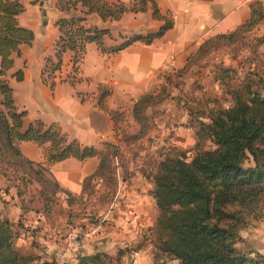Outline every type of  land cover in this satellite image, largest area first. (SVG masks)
<instances>
[{"label": "trees", "instance_id": "obj_1", "mask_svg": "<svg viewBox=\"0 0 264 264\" xmlns=\"http://www.w3.org/2000/svg\"><path fill=\"white\" fill-rule=\"evenodd\" d=\"M148 3H151L153 17L161 20L158 29L132 34L110 47L104 44V37L111 36L110 29L86 23L90 13H98L104 20L119 19L125 12L146 10ZM57 5L71 13L57 19L59 34L54 56H47L42 67V77L51 86L56 77L72 83L79 80V64L89 42H96L104 52H112L134 40L151 42L173 25L172 16L163 14L156 0H58ZM24 8L21 0H0V153H10L24 172L33 173L38 179L44 177V171L48 169L44 163L69 156L85 159L98 155V169L86 176L84 182L99 177L101 169L107 165L108 154L117 153V145L113 146V153L99 150L92 144L68 138L60 125L46 124L41 119L23 127L25 110H18L14 103L7 71L13 65V54L20 53V43L31 42L34 36L31 28L19 23L18 15ZM262 22L264 3L254 0L250 3L248 19L229 32L205 39L198 50H203L207 43L215 47L221 40H235L240 33ZM263 39L264 36L259 40ZM67 51L71 52L72 69L62 75L58 71ZM13 74L21 79L23 70L20 68ZM109 92L106 85H100L98 105L111 115L115 128L119 111L107 106L105 97ZM228 92L232 102L211 108L209 121L200 120L202 130L212 137L214 146L199 148L191 157L183 151L165 154L152 175L151 193L159 209L153 225L158 235L155 246L178 258L180 264H264V253L258 250L244 252L237 247L245 214L253 211L264 198V77H244L239 84L228 88ZM143 98L140 96L133 107ZM140 134L141 130L135 136ZM21 140L43 145L45 160L25 157L19 147ZM110 145L114 143L106 142V146ZM249 158L251 163L245 165L244 161ZM15 235L12 222L0 213V264L33 261L34 256L21 253L14 246ZM105 257L107 253L98 250L79 254L73 261L58 262L52 258L36 263L105 264Z\"/></svg>", "mask_w": 264, "mask_h": 264}, {"label": "crops", "instance_id": "obj_2", "mask_svg": "<svg viewBox=\"0 0 264 264\" xmlns=\"http://www.w3.org/2000/svg\"><path fill=\"white\" fill-rule=\"evenodd\" d=\"M21 1L25 8L18 15L19 23L31 28L34 36L31 42L20 43L19 54H13L14 62L7 71V79L13 88L17 109L25 110L23 127H27L36 119H41L46 124L57 123L66 132L68 138H76L83 144H92L103 150L106 142L118 143V139H116L114 120L98 105L100 85L109 88L110 92L105 97V102L110 108H117L129 100L138 98L150 90L160 72L170 67L185 65L205 39L229 32L248 19L250 3L254 0H156L161 12L173 18V25L163 35L154 38L151 42L134 40L112 52H104L96 42H89L79 64L77 72L79 80L72 83L56 77L53 86L43 79L42 67L47 56H54L55 41L59 34L57 19L70 15L71 11L60 9L57 5L58 0H39V3L34 0ZM260 1L264 3V0ZM86 23L108 27L111 36L104 37V44L110 47L132 34H145L157 30L161 20L153 17L151 3H148L146 10L128 11L119 19L104 20L98 13H90ZM70 57V51L64 53L63 64L58 73L65 75L71 71ZM20 68L23 70V77L17 79L13 73ZM19 147L25 157L34 161L45 160L43 145L32 140H21ZM99 162L100 157L94 155L85 159L69 156L44 164L48 168L46 171L60 188L79 194L83 189L84 178L96 172ZM136 172H132L127 184L123 185L124 188L113 202L114 207L110 209L111 204L108 207L109 220L102 228L85 239L72 237L67 248V256L70 260H74L79 254L104 251L105 247L118 242L117 235L126 236L127 231L135 227L133 218L145 225L154 222L157 210L155 211L156 206L149 194L152 180ZM25 175L27 172L23 171L20 178H24ZM11 178H14L13 175L9 178L0 171V192L4 190L5 193L14 194L13 188L16 185ZM17 197L18 195L15 194L12 201ZM119 198L121 202L118 201ZM9 208L14 214H21L20 218L24 221V225L18 222L17 226L22 231L20 233L22 236L26 233L27 239L20 238V240L39 243L33 245L37 253L33 255V262H40L52 253L55 254L56 260H60V254L67 243L63 241L71 236L60 237L62 241L57 243L41 228H36L42 224V209L38 211L22 209L20 204ZM152 212L154 217L151 215ZM3 214L10 221H16V218L11 216L13 214ZM128 218L130 222L127 221ZM112 220L125 229L124 233H121L120 227L112 229L113 226L108 225ZM29 225H31L30 230L27 227ZM67 231L68 234L74 232V230ZM52 233L53 237L60 236L54 231ZM37 245L39 249H36ZM21 253H24L23 250ZM46 253L49 255L47 256Z\"/></svg>", "mask_w": 264, "mask_h": 264}, {"label": "rangeland", "instance_id": "obj_3", "mask_svg": "<svg viewBox=\"0 0 264 264\" xmlns=\"http://www.w3.org/2000/svg\"><path fill=\"white\" fill-rule=\"evenodd\" d=\"M34 2L39 3V0ZM262 36L263 22L243 34L240 33L230 42L221 40L215 47L207 43L203 50L192 54L182 67H170L160 72L150 90L140 95L144 98L137 106L133 107L140 96L118 106L116 109L119 115L115 127L118 143L103 149L113 153V146L117 145V153L108 154L107 165L101 169V176L85 181L79 194L61 190L46 170L44 177L39 179L33 173L20 178L23 169L18 161L10 153L1 152L0 171L9 178L13 175L14 178L11 179H14L13 183L16 185L13 188L14 194L5 193L4 190L0 192L1 215L7 218L3 213L13 214L11 216L16 218V221H11L16 233L14 246L23 250L24 254L33 256L37 254L33 245L39 243L20 240L27 239L26 233L22 236V231L17 226L18 222L24 225V221L20 218L21 214H14L10 206L20 204L22 209H42V224L36 228H41L50 239H55L58 243L60 237L68 236L67 230H86L102 218L110 204L118 198L117 195L124 188L123 185L127 184L132 172L138 171L152 180L158 161L165 154L183 151L187 157H191L199 148L213 147L214 141L202 130L200 120L209 121L211 108L229 105L232 98L228 88L239 84L244 77H264V39L259 40ZM140 130L141 134L136 137L135 133ZM249 163L250 158L244 161L245 165ZM151 188L152 186L149 187V194L156 206L155 211L157 210L154 222L145 225L133 218L135 227L126 230V236L117 235L118 242L105 247V264H180L178 258L161 252L155 246L158 235L153 225L159 209ZM15 194L18 197L12 201ZM118 201L121 202V199ZM130 212L132 214L133 208ZM153 213L151 215L154 217ZM127 221L130 222V218ZM243 223L239 229L241 237L237 241V247L244 252L258 250L264 253V198L253 211L245 214ZM108 225L113 226L112 229L120 227L121 233L125 231L121 225L113 223V220ZM27 227L30 230L31 225ZM52 231L60 236L53 237ZM80 235L82 239L89 237ZM36 247L39 249L38 245ZM52 258H55L54 253L48 258L44 257ZM24 264L37 263L32 261Z\"/></svg>", "mask_w": 264, "mask_h": 264}, {"label": "built area", "instance_id": "obj_4", "mask_svg": "<svg viewBox=\"0 0 264 264\" xmlns=\"http://www.w3.org/2000/svg\"><path fill=\"white\" fill-rule=\"evenodd\" d=\"M115 201V200H114ZM113 201V202H114ZM111 203V208L110 209H112L114 206V203ZM110 209L105 213V215L102 217V218H100L97 222H95V223H93L90 227H87L86 228V230H77V232H78V234H77V232L74 230V232H72V233H70V234H68V235H70L71 236V238H68V239H66V247L64 248V250L62 251V253L60 254L61 256H60V261L62 262V261H73V260H70L69 258H68V256H67V248L70 246V243H71V239H72V237L74 238V237H78V236H80L81 237V235L80 234H82L83 236H89L90 234H92V233H94V232H96V231H98V230H100L101 228H102V226L104 225V223L106 222V221H108L109 219H108V216L110 215ZM73 235V236H72Z\"/></svg>", "mask_w": 264, "mask_h": 264}]
</instances>
